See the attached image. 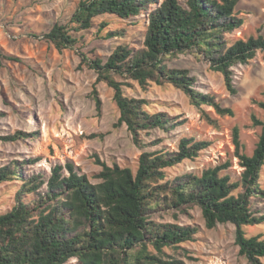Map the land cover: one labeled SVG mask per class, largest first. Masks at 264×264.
I'll return each instance as SVG.
<instances>
[{
  "label": "trees",
  "instance_id": "trees-1",
  "mask_svg": "<svg viewBox=\"0 0 264 264\" xmlns=\"http://www.w3.org/2000/svg\"><path fill=\"white\" fill-rule=\"evenodd\" d=\"M239 1L80 0L69 25L52 26L44 39L61 52L78 45L83 36L77 34L90 30L96 17L113 15L133 20L146 13L140 47L118 45L105 59L78 54L79 67L96 74L89 95L96 112H101L96 85L102 82L112 90L119 113L114 127L124 125L141 153L135 172L97 160L101 166L95 175L98 183H91L71 162L55 165L47 179L39 174L24 177L23 162L13 160L0 166V183L21 181L14 205L0 214V264H65L72 258L78 264H180L164 260L163 248L192 241L197 227L157 223L152 217L163 212L188 215L194 207L200 209L207 229L232 224L239 255L248 264H264V239L261 235L248 237L244 231L245 226L264 224V214L253 209L255 200L264 199L260 184L264 119L252 117L253 125L261 131L251 155L244 151L238 128L233 129L234 157L242 169L235 180L223 174L231 167L229 160L199 175L188 173L167 179V168L196 158L210 142L182 138L175 151H146L149 146H157L159 140L145 143L142 133L166 131L174 124L164 113L149 112L147 100L131 97L124 90L133 88V84L143 92L152 83L169 84L188 97L207 123L215 122L202 105L212 107L220 116H232V110L221 106L213 95L193 89L195 80L188 70L169 68L167 61L192 53L219 72L226 90L236 94L231 68L248 63L258 52L264 54V35L231 44L225 38L243 24V18L236 13ZM120 35L108 32L105 37ZM2 59L14 58L0 50ZM258 105L264 110L263 102ZM27 137L29 134L16 131L3 139L18 141ZM27 195H31L29 200H25Z\"/></svg>",
  "mask_w": 264,
  "mask_h": 264
},
{
  "label": "rangeland",
  "instance_id": "rangeland-1",
  "mask_svg": "<svg viewBox=\"0 0 264 264\" xmlns=\"http://www.w3.org/2000/svg\"><path fill=\"white\" fill-rule=\"evenodd\" d=\"M79 1L0 0V50L14 58L0 60V166L13 160L23 162L24 177L39 174L47 179L55 165L71 162L91 183H98L100 180L95 175L101 166L97 160L108 166L128 167L134 172L137 168L141 150L134 146L124 125L114 127L119 113L112 100V90L102 82L96 85L101 100L98 114L89 97L96 74L79 67L78 54H94L105 59L118 45L140 47L146 13L142 12L133 20L113 15L96 17L90 30L77 34L83 36L78 45L58 52L44 35L55 24L69 25ZM236 13L243 18V24L226 35L228 44L264 35V0H240ZM108 32L121 35L107 39ZM167 65L188 70L195 80L193 89L213 95L221 106L230 108L233 115L220 116L212 107L202 105V110L215 122L211 125L181 90L169 84L152 83L143 92L133 84V88L124 89L127 95L147 100L149 112L164 113L174 124L166 131L142 133L145 143L159 140L157 146L145 150L175 151L182 138L204 140L210 142V146L196 158L167 168V179L188 173L199 175L204 169L229 160L231 167L223 174L228 173L235 180L242 169L234 157L233 129L238 128L244 151L251 155L261 131L259 126L253 125L252 117L264 119V110L258 105L264 103V54L258 52L248 63L231 68L234 95L226 90L223 76L192 53L179 54L167 61ZM16 131L25 132L29 137L18 141L3 139ZM99 134L103 137L93 136ZM260 184L264 188V167ZM20 186L21 181L0 183V214L12 208ZM30 198L31 195H27L25 200ZM253 209L264 214V199L255 200ZM152 220L198 229L192 241L163 248L164 260H177L180 264H248L238 253L235 227L227 223L207 229L197 207L190 209L188 215L155 213ZM244 231L248 237L261 235L264 239V224L245 226ZM261 261L264 263V258ZM65 264L78 263L72 258Z\"/></svg>",
  "mask_w": 264,
  "mask_h": 264
}]
</instances>
